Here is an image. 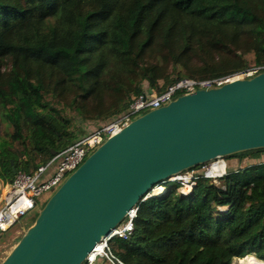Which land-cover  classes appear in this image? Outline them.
<instances>
[{"label":"trees","instance_id":"obj_1","mask_svg":"<svg viewBox=\"0 0 264 264\" xmlns=\"http://www.w3.org/2000/svg\"><path fill=\"white\" fill-rule=\"evenodd\" d=\"M261 65L264 0H0V179L36 170L150 89ZM233 156L251 164L201 176L189 195L168 180L141 201L112 253L124 264L264 261V148Z\"/></svg>","mask_w":264,"mask_h":264},{"label":"water","instance_id":"obj_2","mask_svg":"<svg viewBox=\"0 0 264 264\" xmlns=\"http://www.w3.org/2000/svg\"><path fill=\"white\" fill-rule=\"evenodd\" d=\"M261 148L264 71L179 95L134 118L94 149L47 199L0 264H83L157 185Z\"/></svg>","mask_w":264,"mask_h":264},{"label":"built area","instance_id":"obj_3","mask_svg":"<svg viewBox=\"0 0 264 264\" xmlns=\"http://www.w3.org/2000/svg\"><path fill=\"white\" fill-rule=\"evenodd\" d=\"M262 71H264V65L249 67L220 78L203 80L184 78L168 85L161 92H153L150 89L134 97L129 110L124 114L108 123L94 127L87 136L79 139L60 153L55 154L50 161L41 164L36 170L32 172L19 171L12 183H6L4 186L0 185V234L13 227L22 216L35 210L38 211L44 202L83 163L94 149L101 145L108 137L119 132L134 118L145 113L144 111L147 112L159 108L168 104L179 95L192 93L199 88L221 86L235 79L252 77ZM219 161L225 162L224 171L219 174L211 173L210 170L213 168V165ZM227 170L228 162L226 159L221 158L204 164L199 170L201 174H198L197 169L194 167L171 177L169 181L180 182L182 184L190 182L192 183L191 191L193 192L199 177L205 176L217 179L225 176L228 173ZM149 195L146 198L150 197ZM138 209L139 205L131 209L125 220L117 226L112 234L100 242L103 244L102 250L96 246L92 251L94 255L89 254L83 264H99L104 258L110 261L111 264H124L112 253L109 242L115 237L128 239L131 236ZM4 225H7V227H4Z\"/></svg>","mask_w":264,"mask_h":264},{"label":"rangeland","instance_id":"obj_4","mask_svg":"<svg viewBox=\"0 0 264 264\" xmlns=\"http://www.w3.org/2000/svg\"><path fill=\"white\" fill-rule=\"evenodd\" d=\"M144 112H146V111H144ZM92 125L93 124H90L88 126V128L93 129L92 128L93 127ZM6 131H10V132L13 131V127L11 126V124L9 122H7V124H5V132ZM4 137H6V138L9 139L8 135H6V136L4 135ZM225 159L228 162V170L227 171H230V170H236L238 168L245 167L246 165H248L250 163L249 160L251 158H249V157H239V156H233L232 155V156L226 157ZM4 184H6V183H4V181H2L0 179V185H3L4 186ZM170 184H171L170 182H166V183L162 184V186H165L166 187L164 192L168 191V186ZM180 184H181V187L179 189L180 192L183 193V194H185V195H189L188 194L189 191H186V190H188L187 187L188 188L191 187L192 183L186 182L184 184H182V183H180ZM158 186H160V185H158ZM3 190H4V188H3ZM190 193H192V191ZM158 194L159 193H157V194L151 193V195H158ZM0 195H1V192H0ZM39 210L38 211L37 210L32 211L31 213H27L26 215L22 216L17 221L16 225L13 228H11L10 230H8L6 232H2L0 234V257L1 258H5L8 255V253L12 250V248L15 246V244L22 237V235L24 234L25 230L32 223H34V221H35V219H36V217L38 215ZM104 259H106V258H104ZM104 263H105V261H104ZM239 263L240 262L238 261L237 258L234 259L233 262H232V264H239Z\"/></svg>","mask_w":264,"mask_h":264},{"label":"bare ground","instance_id":"obj_5","mask_svg":"<svg viewBox=\"0 0 264 264\" xmlns=\"http://www.w3.org/2000/svg\"><path fill=\"white\" fill-rule=\"evenodd\" d=\"M225 169V162L224 161H219L213 165V168L210 170L211 173L213 174H219L222 173ZM165 186H158L156 187L151 193H163L165 191ZM4 227H7V225H4ZM96 246H98V249L102 250L103 244L98 243ZM90 254L94 255V252H91ZM238 261L240 262L239 264H264V261L261 259H258L254 255H247L242 258H237Z\"/></svg>","mask_w":264,"mask_h":264},{"label":"crops","instance_id":"obj_6","mask_svg":"<svg viewBox=\"0 0 264 264\" xmlns=\"http://www.w3.org/2000/svg\"><path fill=\"white\" fill-rule=\"evenodd\" d=\"M249 163V162H248Z\"/></svg>","mask_w":264,"mask_h":264}]
</instances>
